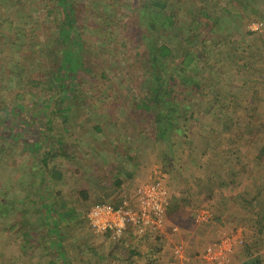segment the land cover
I'll return each mask as SVG.
<instances>
[{"label": "rangeland", "instance_id": "rangeland-1", "mask_svg": "<svg viewBox=\"0 0 264 264\" xmlns=\"http://www.w3.org/2000/svg\"><path fill=\"white\" fill-rule=\"evenodd\" d=\"M85 1L86 13L80 14L79 18L84 25L83 38L87 41L86 58H91L94 72L89 74L88 83L83 87L85 103L78 109L81 117L77 125L80 120L90 123L85 115L89 117L92 112L99 118L92 122L103 120L107 123L105 128L116 132L117 138H99L89 150L83 147L80 150L88 154V157L83 156V163H95L98 157L91 158L90 153L103 144L104 156L120 163L123 183L119 188L111 186L112 176H101L97 169L92 176L69 174L67 185L58 184L57 188L66 194L75 180L80 179L81 186L88 188L89 193V198L79 209L81 213L96 201L114 204L119 199H127L133 213L139 209L146 213L145 222H149V226L138 230L126 225L130 232L119 241L121 236L115 237L111 230L97 233L80 217L82 224L79 227L67 221V224L57 225L59 241L55 237L51 241L46 238V246L60 248L69 264H208L201 256L208 252L218 254L220 248L229 250L223 251L222 256L231 264H246L252 260L264 264V0H180L174 6L171 4L179 22L178 31L174 32L178 36L176 40L184 36L180 27L185 29L204 8L216 23L213 25L212 20L207 23L202 19L207 26L199 29L197 34L202 37L205 32L208 37L206 45L193 48L200 54L195 63L188 67L172 66L175 69L172 76L176 77L180 93L177 97L182 100L180 108L188 106L187 127L180 128L169 141L158 142V148L141 146L145 156L139 159L135 169L121 162L126 158L123 150L133 148V144L127 141L130 140L128 137L127 143L119 142L124 139L123 134L127 136L124 129H133L131 121L135 125L142 124L143 117L137 119L128 110L140 94L144 81L149 79V67L144 64L147 50L144 46H136L133 39L113 27L103 33L107 36H95L92 32L95 27L90 28L86 22L98 23L99 20L102 24L106 19L92 14V9H97V0ZM103 1L110 5L108 14L111 13L115 23L126 22L133 16L129 10L134 8V0H127L129 10L120 8L119 0ZM44 3L42 0H0V23L5 17H11L13 24L33 26L31 34L35 38L26 41L22 49L31 59L38 54L31 43H51L46 47L49 48L53 41V29ZM133 33L137 40V34ZM21 44L0 42V60L5 62H0V101L3 104L8 97V86L12 90L14 82L10 81L8 85L2 73L12 70ZM31 59L21 61V65L26 68V74L32 72L31 76H35L38 61ZM101 74L105 77L100 78ZM224 114L227 118L230 116L229 121ZM89 123L85 125L89 126ZM122 123H125L124 127ZM238 123L250 125L242 132L237 128ZM112 125L117 131L111 128ZM161 149L170 159L168 169H163L165 162L159 159ZM127 154L131 156L133 151L129 150ZM259 156L261 159H256ZM0 160L15 169L12 177H21L28 164L17 149L8 151ZM65 168L68 172L73 170L72 167ZM94 169L91 165L88 171ZM1 180L4 184L0 186V203L13 202V208L29 212L24 204H18L23 197L17 186L18 180L16 183H8L5 178ZM90 181L93 185H87ZM156 184L159 187L156 193L161 196L162 205L164 203V218L159 227L153 228L150 206L145 202L150 199V193L154 195L150 187ZM172 204L178 210L172 211L169 218L166 210ZM0 210L4 211V207ZM17 216L0 217V253L7 256L16 254V245L21 244L17 239L21 235H15L17 231H7L9 224L18 223ZM25 219L30 220L27 228L34 227L38 234L42 231L38 230L41 227L37 225L40 221L35 212ZM19 227L21 229L22 225ZM37 239L40 241V236ZM44 256L43 248L36 246L33 250L26 249L24 255L21 253L18 257L21 261L15 264H48L49 260L55 259L60 263L57 257L47 259ZM6 262L0 261V264H8Z\"/></svg>", "mask_w": 264, "mask_h": 264}, {"label": "trees", "instance_id": "trees-1", "mask_svg": "<svg viewBox=\"0 0 264 264\" xmlns=\"http://www.w3.org/2000/svg\"><path fill=\"white\" fill-rule=\"evenodd\" d=\"M42 1L46 2L44 6L46 16L52 25L53 41L49 48L46 47L51 43H31V46L36 47L38 51L34 59L27 57L22 52L26 41L35 38L31 34L34 30L33 26L28 28L23 23H20L21 26L13 24L11 17H5L0 23V42L4 45L9 41L14 44L22 43L17 48L19 55L18 59L15 58L12 70L2 73L5 74V81L8 85L10 81L14 82V88L11 90V87L8 86L6 90L8 97L5 98V104L2 100L0 101V159L5 157L8 151L17 149L18 154L26 157L28 161L27 166L24 167L25 171L23 170L27 177H24L23 173L21 177L16 175L12 177L15 169L10 168L11 164L7 165L6 162L0 160V186L4 184L2 178H5L8 183H12V181L16 183L18 180L17 186L23 195L22 199L18 200V204H24V207L29 210V212H25L26 210L13 208V202L5 203L3 201L4 203H0V207H4V211L0 210L1 218L6 219L10 215H18V223L9 224L7 231H17L15 235H21L20 238H17L21 244L16 245V254L7 256L4 253L5 256L0 253V261L6 262L8 259L6 262L8 264L19 263L21 261L20 258L18 260L19 255L21 253L24 255L26 249L33 250V247L36 246L43 248L45 258L48 259L52 256L57 257L60 261L58 263L55 261L56 259L49 260L48 264H69L60 248L46 246V238L51 241L52 237H55L59 241L57 225L71 222L74 227H79L82 224L80 217H83L86 222L87 211L93 206L105 204V206H111L117 210L124 207V204L130 205V201L127 199H119L114 204L96 201L92 206L85 208L84 213H81L79 209L82 208V202L89 198L88 188L81 186V180H75L73 187L67 190L66 194L57 188L58 184L67 185V176L79 173L92 176L96 174L97 169L101 176L103 174L108 178L112 176L110 178L111 186L119 188L123 183L120 177L124 172L123 169L120 171L121 165L117 160L104 156L103 144H100L99 149H93V153H90L91 158L98 157V160L93 159L97 162L90 163L96 168L93 171H88L91 165L86 160V163H83V156L88 157V154L80 150L81 147L89 150L94 143L99 141V138L112 139V136L117 134L105 128L107 123L103 120L99 123L92 122L99 119L92 112L89 117L85 115L90 123L87 121L82 123L80 120L77 125V121L81 117L78 109H81L82 103H85L83 98L86 95H84L83 87L88 83L89 74L94 72L90 64L91 58H86L87 41L83 38L84 25L81 24L79 18L80 14L86 13V1ZM97 1L95 3L100 11L94 8L92 14H98L100 19L106 20L102 24L99 23V20L98 23L86 22L90 28L95 27L92 29L95 36L96 34L107 36L103 33H107V28L113 27L128 39H133L136 46H144L147 50V61L144 60V64L149 67V79L144 81L140 94L138 93L137 99L128 110L131 116H136L137 119L142 116V124L135 125L131 121L133 129L131 128L129 131L124 129L127 136L123 134L124 139L119 142L127 143L126 137H128L130 140L127 141L133 144V148L127 147L133 151V154L129 156L127 154L129 150H123L126 158L121 162L135 169L139 166L137 165L139 159L145 156V152L140 149L141 146L144 145L147 149L149 145L150 149L158 148V142L169 141L170 137L179 133L180 128L187 127L188 106L180 108L182 100L177 97L180 93L177 91L176 77L172 76L175 71L172 66L177 64L180 67H188L197 61L200 54L194 49L198 45H206L208 37L207 34H204L205 32L201 37L197 31L206 27V22L209 23L212 19L208 16V10L202 9L200 15L194 17L185 29L183 26L180 27L184 36L176 40L178 36L174 32L178 31L179 22L176 20V12L172 8L175 2L180 0H134V8L130 10L127 0H119V7L128 9L133 16H130L126 22L119 20L116 23L113 21L111 13L108 14L110 5L103 0ZM212 22L213 25L216 23L215 20ZM133 31L137 34V40L134 39ZM208 31L211 33V30ZM27 35L29 38H26ZM30 59L38 61L35 66L37 71L35 76H31L32 72L26 74V68L21 65V61L25 62ZM0 62L5 63L2 60ZM196 70H193V74L196 73ZM181 71L182 69L179 73ZM104 77L103 74L100 75V78ZM85 78L86 80H83ZM196 88L197 86H195ZM91 107L95 106L91 105ZM227 116L228 118L224 114L225 119L229 121L230 116ZM87 123L89 126L85 125ZM249 125L243 126L238 123L237 128L243 132ZM69 127L71 129L68 131ZM111 128L117 131L114 125ZM79 129H83L82 132H79ZM144 136L146 137L144 138ZM114 138L116 139L117 136ZM155 143H157L156 146ZM108 146L110 147V144ZM78 151L79 156L77 155ZM163 151V149L160 150L159 159L165 162L163 169H168L167 165H169L170 159L167 154L164 156ZM256 159H261V156ZM85 164L87 165L85 166ZM66 166L72 167V172H68ZM102 179L103 177L100 178V180ZM88 184L93 185V182H87ZM176 210H178L177 207L172 204L167 208L166 215L170 218L171 212ZM33 212L39 217L40 222L37 225L41 228L38 230H42L39 234L37 229L34 230V227L27 228L30 220L34 218H30L29 221H26L25 218ZM19 225H22L21 229ZM129 232L126 229L118 240L122 241ZM39 236L40 241L36 240ZM117 249L120 248L117 247ZM253 263L259 264L255 260L247 261L246 264Z\"/></svg>", "mask_w": 264, "mask_h": 264}, {"label": "built area", "instance_id": "built-area-1", "mask_svg": "<svg viewBox=\"0 0 264 264\" xmlns=\"http://www.w3.org/2000/svg\"><path fill=\"white\" fill-rule=\"evenodd\" d=\"M159 190L158 185H152L150 192H155L154 195L150 193V199L145 204L150 206L151 225L153 228L159 227L162 224L164 218V203L162 205L161 199L156 191ZM144 202V199H143ZM143 204V203H142ZM143 212V213H142ZM141 209L133 213L127 204L117 210L111 209L108 206L100 205L92 207L86 214V220L89 224L95 228L97 233L111 230L114 236L119 238L126 230V225L135 227L138 230L142 228H148L149 222H145L146 213ZM148 232V229L145 233ZM180 249V248H179ZM177 249V250H179ZM177 250L175 251L177 253ZM223 251L227 253L229 250L220 248L218 254L208 252L203 256V260L208 264H231L228 258L222 256ZM210 255V256H209Z\"/></svg>", "mask_w": 264, "mask_h": 264}, {"label": "crops", "instance_id": "crops-1", "mask_svg": "<svg viewBox=\"0 0 264 264\" xmlns=\"http://www.w3.org/2000/svg\"><path fill=\"white\" fill-rule=\"evenodd\" d=\"M236 262V261H235Z\"/></svg>", "mask_w": 264, "mask_h": 264}]
</instances>
